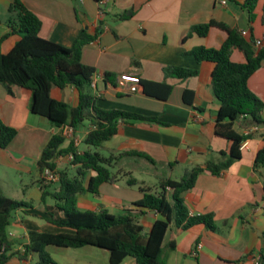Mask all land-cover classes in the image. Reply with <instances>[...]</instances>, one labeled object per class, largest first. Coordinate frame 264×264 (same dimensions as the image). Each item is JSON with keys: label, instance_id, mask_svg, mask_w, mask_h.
<instances>
[{"label": "crops", "instance_id": "crops-1", "mask_svg": "<svg viewBox=\"0 0 264 264\" xmlns=\"http://www.w3.org/2000/svg\"><path fill=\"white\" fill-rule=\"evenodd\" d=\"M12 1L0 0V39L10 32L8 21ZM21 1L42 20L40 36L64 47H72L82 30L95 34L99 24H104L103 34L83 51L84 64L96 70V87L92 89L98 108L155 119L152 122H121L119 133L103 147L109 154L144 153L156 164L136 156L122 158L118 164L130 160L127 165L132 167L145 160L156 179L180 180L194 167H205L210 160L217 163L224 153L229 154L231 142L217 136L215 131L219 109L212 83L215 64L199 63L189 54L197 47H222L227 33L213 27L207 37L188 35L192 27L215 21L238 30L242 35L247 32L243 35L247 40L263 41L264 45V0L258 1L252 18L243 7L246 0H102L103 12L95 0ZM224 1H227L226 5ZM131 8L135 10L132 19H118V15ZM20 39V35H13L4 41L2 52H10ZM231 59L237 63L246 62L239 49L232 51ZM177 68L197 71V74L178 78L169 73ZM107 74L114 77L113 83L105 81ZM123 75L135 76L140 82L122 81ZM149 82L165 84L171 90ZM248 86L264 103V62L249 79ZM154 92L160 98L152 96ZM51 95L72 107L80 102L79 92L74 87H54ZM30 107L31 98L23 90L14 88L10 93L0 83V121L18 130L11 144L0 151V166L35 173L42 179L38 162L59 129L48 119L33 114ZM91 128L92 124L75 130L79 145ZM263 134L264 126L252 133V138L242 149L240 160L233 162L220 175L202 173L195 187L183 194L190 216L214 214L218 229L198 225L183 230L173 221L163 241V257L167 264H256L257 257L264 264V167H255L256 156L264 146ZM71 142L67 139L66 144ZM57 163L64 168L70 161L63 157ZM119 168L128 170L126 165ZM159 169L164 171L162 175L158 174ZM37 194L41 199L42 190L38 189ZM142 197L140 191L129 187L105 184L99 197L86 193L78 202L81 209L99 212L106 208L121 215ZM40 209H29L24 213L44 219ZM159 219H163L159 213L147 211L139 219V224L149 232ZM13 224L21 229V233L9 231L10 235L14 239H24V242L31 231L69 232L35 223L27 226L19 214ZM171 244L174 249H169ZM199 245L202 249L194 256ZM58 249L64 250L60 253L61 259L50 254L58 264H111L107 250L90 246ZM32 262L36 263L37 259L33 257L23 264ZM121 264H134V259L129 257Z\"/></svg>", "mask_w": 264, "mask_h": 264}, {"label": "trees", "instance_id": "trees-1", "mask_svg": "<svg viewBox=\"0 0 264 264\" xmlns=\"http://www.w3.org/2000/svg\"><path fill=\"white\" fill-rule=\"evenodd\" d=\"M95 1L103 12L102 0ZM258 1L246 0L243 5L251 18ZM9 12L10 32L0 39V83L10 93L14 88L23 90L31 98V112L48 119L57 129L68 126L77 130L85 121L90 120L92 128L84 142L93 150L81 152L74 141L67 145L65 137L55 134L44 148L38 162L42 178L39 184L42 190L40 204L45 215L44 220L51 226L69 232L52 234L31 231L25 242L14 239L8 230L14 215L24 209L35 208L31 202L5 197L0 188V264H11L13 259L29 262L33 257L37 259L36 264H58L46 251L50 246L73 249L90 246L107 250L111 264H121L129 257L134 259V264H167L163 257V241L173 221L183 230L198 225L217 230L214 214L190 216L183 194L195 187L202 173L207 171L220 175L233 162L240 160L242 145L253 136L246 135L245 132L253 127L264 126V103L248 86L249 79L263 65L264 45L258 47L255 39L247 40L238 30L223 23L212 21L192 27L188 36L196 34L207 37L213 27L227 33L222 47H197L189 54L199 63L215 64L212 83L219 102L215 131L217 136L231 142V149L229 154H223L221 161L216 163L210 160L205 167H194L180 180L158 178V183L153 188L142 186L133 176V172L118 167L121 159L128 156H136L156 164L151 157L139 152L110 154V157H105L99 152L106 142L119 133L121 122L155 120L124 111L98 108L97 97L92 89L96 70L84 64L83 51L103 34L104 24H99L95 34L82 30L73 46L68 48L40 36L42 20L21 0H13ZM134 15L135 10L131 8L118 15V19L126 21ZM13 35H20L21 39L10 52L3 53L2 43ZM234 49L244 53L245 63H237L231 59ZM169 73L178 78H189L195 76L197 71L177 68ZM113 79L112 75H105L106 82L113 83ZM149 84L171 90L165 84ZM54 87H74L80 95L79 105L72 107L54 99L51 95ZM152 96L160 98L155 92ZM163 99L166 100L167 96ZM17 135V129L0 121V151L6 149ZM262 138L264 142V134ZM70 155L73 159L69 165L60 168L58 160ZM255 167H264V146L256 156ZM46 170H51L59 177V181L55 183L57 187L53 190L50 189L53 182L45 183L43 180ZM123 180L129 188L139 186V191L143 194L142 199L132 203L123 214L115 215L106 208L95 212L79 207L80 196L91 193L99 197L103 185H116ZM50 198L55 201L54 204H49ZM147 211L157 212L163 217L153 224L149 232H145L144 227L139 224V219ZM174 248V244L169 246V249Z\"/></svg>", "mask_w": 264, "mask_h": 264}, {"label": "rangeland", "instance_id": "rangeland-1", "mask_svg": "<svg viewBox=\"0 0 264 264\" xmlns=\"http://www.w3.org/2000/svg\"><path fill=\"white\" fill-rule=\"evenodd\" d=\"M88 126H91L90 120L85 121L84 125L81 126V128L88 127ZM81 140L82 142L79 145V151L84 152L87 150H93L92 148L88 147L87 144H85L83 139ZM104 147L106 146L104 145ZM104 147L99 149V152L105 157H110V154ZM129 161L130 160H125L124 162L118 164V167H120V165H126L128 168L127 171L131 170L133 172V176L141 183L142 186L143 185L151 186L155 188L158 181L154 176L155 173H153L152 170L149 168L150 166L149 163L146 162L145 160H140L138 165H132V167H130V164L127 165ZM163 173L164 171L162 169H159L158 174L162 175ZM177 176L180 177L181 175H177ZM39 181H40V177L36 175L35 173L27 174V173H23L22 171L19 172L15 169H8L6 167L0 166V188H1L2 194L5 197L10 198L15 201L31 202L34 205L35 210L37 209L39 210V208H41L40 210L43 211L42 206L40 204V196L37 194L38 189H40ZM52 185L53 187L50 188L51 190L57 187V185H55V182H53ZM119 185L125 188L127 187L124 180L121 181ZM131 189L139 191V186L133 187ZM48 202L49 204L55 203V201L52 198H50ZM25 210H29V209H24V211ZM82 210H86V209L83 208ZM24 211H19L17 214H19V216L22 219L26 220L27 226H29L30 223H35L36 225L41 226V227H49L50 229L51 228L57 229L54 226L48 225V223L44 219L40 217H36V216L26 215ZM17 214L14 215V219L17 217ZM14 219L12 220V223L10 227L8 228V230L15 232V233H21V229L19 227L14 226L13 224ZM20 240L22 242L24 241V239H20ZM18 248L20 249L21 246H18ZM46 251L49 254H51L55 259L58 260V259H61L60 253H62L64 250L51 247L49 249H46ZM11 264H23V262H20L17 259H13ZM31 264H36V263L32 262Z\"/></svg>", "mask_w": 264, "mask_h": 264}, {"label": "built area", "instance_id": "built-area-1", "mask_svg": "<svg viewBox=\"0 0 264 264\" xmlns=\"http://www.w3.org/2000/svg\"><path fill=\"white\" fill-rule=\"evenodd\" d=\"M223 4H227V1H224ZM243 35H247V32H243ZM257 46L258 47H262L263 46V41H257ZM122 81L128 82V83H133V84H138L140 82V79L135 77V76H131V75H123L121 77ZM92 87H96L95 82H93ZM259 131V127H253L250 129V131H248L246 133V135L252 134L253 132H257ZM62 135L63 137H65L66 139L72 140L74 141L75 145L78 146L79 145V141L75 138V129L74 128H70L68 126L63 127L61 129L58 130V133ZM247 145V141L242 145V149ZM68 160L71 161L73 159V156H67ZM43 180L45 183H51V182H58L59 181V177L57 174H55L54 172H52L51 170H46L45 173L43 174ZM202 249V245H199L198 248L194 251L193 255L197 256L199 250ZM255 263L256 264H261V258L257 257L255 258Z\"/></svg>", "mask_w": 264, "mask_h": 264}]
</instances>
